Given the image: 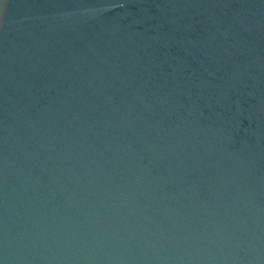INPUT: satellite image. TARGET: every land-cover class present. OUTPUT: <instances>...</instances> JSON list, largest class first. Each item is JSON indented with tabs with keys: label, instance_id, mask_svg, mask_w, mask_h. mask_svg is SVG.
Returning <instances> with one entry per match:
<instances>
[{
	"label": "water",
	"instance_id": "water-1",
	"mask_svg": "<svg viewBox=\"0 0 264 264\" xmlns=\"http://www.w3.org/2000/svg\"><path fill=\"white\" fill-rule=\"evenodd\" d=\"M0 264H264V0H0Z\"/></svg>",
	"mask_w": 264,
	"mask_h": 264
}]
</instances>
